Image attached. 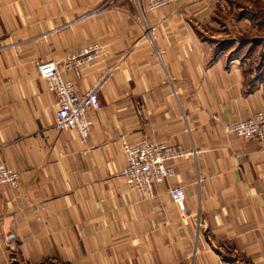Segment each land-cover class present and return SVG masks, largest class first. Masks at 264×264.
<instances>
[{"label":"crops","instance_id":"obj_1","mask_svg":"<svg viewBox=\"0 0 264 264\" xmlns=\"http://www.w3.org/2000/svg\"><path fill=\"white\" fill-rule=\"evenodd\" d=\"M247 11L236 0L146 11L131 0H0V163L18 174L0 186V264H264V142L224 130L264 109L258 66L235 53L262 42L238 39ZM93 43L101 53L81 79L63 75L83 95L113 70L82 141L55 129L57 98L38 66ZM141 140L189 154L166 162L175 176L150 199L120 177L122 141Z\"/></svg>","mask_w":264,"mask_h":264},{"label":"built area","instance_id":"obj_2","mask_svg":"<svg viewBox=\"0 0 264 264\" xmlns=\"http://www.w3.org/2000/svg\"><path fill=\"white\" fill-rule=\"evenodd\" d=\"M136 5H142L144 10H153L178 0H131ZM101 53L99 44L87 45L60 62L54 60L42 62L38 66L39 78L45 82L49 93L57 98L58 108L54 115V127L57 131H74L80 140L85 141L90 132L87 119L89 111H98L99 92L110 81L113 70L107 67L96 82L84 93L79 95L73 81L65 80V73H73L75 80H80L82 69L89 67ZM227 134L244 140L264 142V110L254 112L244 121H234L226 124ZM122 152L125 166L120 171V177L125 184L137 191L144 198L153 197L155 185L163 183L175 176L174 169L166 165L167 161L177 160L189 155L180 146L154 144L148 140L137 143L122 141ZM18 175L0 163V186L15 187ZM171 202L182 216L186 215L187 196L181 186H173L169 190ZM9 240L11 237L8 238ZM8 242V241H7Z\"/></svg>","mask_w":264,"mask_h":264},{"label":"rangeland","instance_id":"obj_3","mask_svg":"<svg viewBox=\"0 0 264 264\" xmlns=\"http://www.w3.org/2000/svg\"><path fill=\"white\" fill-rule=\"evenodd\" d=\"M236 1H238V4L242 5L244 10H248L247 12L249 14L248 20L242 23L241 28L243 32H239L240 35L238 36L239 37L238 39H246V40L255 39V40H261L262 42L259 43V46L251 45V44H246V45L244 44L243 49L241 51L239 50L240 48L235 49V53L239 52V54H241L240 55L241 59H245V56H243L244 54L248 56V59L250 58L248 62V67L250 69L251 68L255 69L258 66L257 70H255L254 78H258V80H261L264 83V0H236ZM230 11L231 10H229L228 14L232 15V12ZM230 15L228 16V19H231ZM237 34L238 33L234 34L235 37ZM263 110H260V111H263ZM6 242L8 243V245H10L12 243V239L9 240L7 238Z\"/></svg>","mask_w":264,"mask_h":264}]
</instances>
